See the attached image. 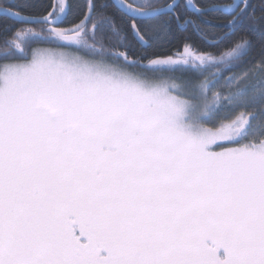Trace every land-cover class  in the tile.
Instances as JSON below:
<instances>
[{
    "label": "snow or ice",
    "instance_id": "snow-or-ice-1",
    "mask_svg": "<svg viewBox=\"0 0 264 264\" xmlns=\"http://www.w3.org/2000/svg\"><path fill=\"white\" fill-rule=\"evenodd\" d=\"M0 264H264V0L0 2Z\"/></svg>",
    "mask_w": 264,
    "mask_h": 264
},
{
    "label": "trees",
    "instance_id": "trees-1",
    "mask_svg": "<svg viewBox=\"0 0 264 264\" xmlns=\"http://www.w3.org/2000/svg\"><path fill=\"white\" fill-rule=\"evenodd\" d=\"M252 4L259 5L262 0H249ZM32 3L40 4L42 2H47V0H31ZM161 2H167V0H161ZM184 2V0H182ZM196 3L203 6L205 3H231V0H195ZM69 3L73 5L74 12H83L86 10L87 0H69ZM257 15H259V10L257 9ZM71 20V17H69ZM254 49H253V55H256L258 57V49H259V35L255 36L254 38ZM197 43H199V40L197 39ZM176 42L174 41L171 47H175ZM203 47V45H201Z\"/></svg>",
    "mask_w": 264,
    "mask_h": 264
},
{
    "label": "flooded vegetation",
    "instance_id": "flooded-vegetation-1",
    "mask_svg": "<svg viewBox=\"0 0 264 264\" xmlns=\"http://www.w3.org/2000/svg\"><path fill=\"white\" fill-rule=\"evenodd\" d=\"M0 2H3V0H0ZM249 3H251V2L249 1Z\"/></svg>",
    "mask_w": 264,
    "mask_h": 264
}]
</instances>
